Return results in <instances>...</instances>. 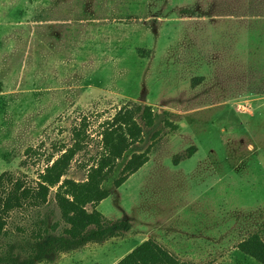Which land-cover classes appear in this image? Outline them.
I'll return each mask as SVG.
<instances>
[{
  "label": "rangeland",
  "instance_id": "374dc122",
  "mask_svg": "<svg viewBox=\"0 0 264 264\" xmlns=\"http://www.w3.org/2000/svg\"><path fill=\"white\" fill-rule=\"evenodd\" d=\"M101 2L0 0V175L35 187L82 129L87 146L66 178L84 181L120 109L151 106L158 116L152 128L140 122L142 141L118 162L98 207L131 231L34 264H117L147 239L181 263L259 264L237 244L264 239V0H112V19L93 9ZM136 153L161 172L139 170L116 188ZM196 156L199 174L189 175ZM55 193L10 215L0 264L36 257L38 244L63 234ZM220 219L230 237L212 250L205 230Z\"/></svg>",
  "mask_w": 264,
  "mask_h": 264
},
{
  "label": "trees",
  "instance_id": "16d2710c",
  "mask_svg": "<svg viewBox=\"0 0 264 264\" xmlns=\"http://www.w3.org/2000/svg\"><path fill=\"white\" fill-rule=\"evenodd\" d=\"M197 78L193 81H201ZM158 116L151 106L133 104L123 107L108 120L102 132V149L99 157L89 168L84 181L66 178L72 163L87 146L82 129L75 130L74 143L62 150L57 159L52 158L45 171L39 175L35 187L27 185L25 180L17 178L11 172L0 175V239L6 234L8 218L15 211L41 208L48 203L53 189H56L55 201L61 213L62 221L67 225L63 234L51 238L46 244H38L35 256L23 263L12 261L11 264H34L46 256L69 253L91 243H103L119 238L122 232L131 231L129 222L111 224L98 207L110 197L105 188L119 161L128 151L142 141V122L146 127L155 126ZM166 126L172 132L180 130L179 125L167 120ZM197 152L196 147L188 151L187 159ZM149 162L147 153H136L126 164L121 178L115 182L120 188L127 179L136 174ZM178 165V162H176ZM91 208V210L89 209ZM57 226L53 230H57ZM49 235L48 229H44ZM40 239L44 236L39 231ZM238 251L264 264V239L259 234H251L238 246ZM117 264H188L181 263L177 257L155 240H147L127 254Z\"/></svg>",
  "mask_w": 264,
  "mask_h": 264
},
{
  "label": "crops",
  "instance_id": "0c3cea01",
  "mask_svg": "<svg viewBox=\"0 0 264 264\" xmlns=\"http://www.w3.org/2000/svg\"><path fill=\"white\" fill-rule=\"evenodd\" d=\"M93 1H98V0H93ZM102 2L103 1H106V3L105 2H101L102 4H101V6H99L98 8L95 6V5H93V9L95 10V9H104L105 11L103 12V13H106V15H108V16H110L111 17V19H112V14H114L115 15V12H114V10L115 9H117V7L116 6H112V0H101ZM113 11V12H112ZM103 15H105V14H103ZM198 155V154H197ZM197 159V156L196 157H194V159L191 161V162H188L187 164H191L192 165V167L191 168H189L188 170H187V173L190 175V174H192L193 176L194 175H196L197 176V174H199V171H200V163H196L197 165L195 166V163H192V162H194L195 160ZM144 173L145 172H147L146 174L148 175V173H150L151 172V174L150 175H153L152 173L153 172H161L159 169H156V170H154V169H147V168H142L141 169ZM157 176H158V174H157ZM152 183H154V181H151ZM156 183L157 184H159L160 183V181L159 180H157L156 181ZM222 206V205H221ZM155 223V222H154ZM156 224H158V223H156ZM193 225H194V227H195V229L196 230H198L200 227H202V223L197 219L196 221H194L193 223H192ZM154 225V224H153ZM212 227H209V229H206L205 231H206V235H208V236H206V237H204V240H206L207 242L205 243V242H203V243H205L206 244V246L209 248V249H212V250H215V248H218L217 250H221L222 248H223V246H226V243H227V241L229 240V237H230V235L228 234V230L226 229V230H224V228L222 227V226H224L225 228H228L229 227V221L228 220H225L224 221V224H223V221H222V219H220V221L219 222H216V224H212L211 225ZM214 233V234H213ZM147 240H150V239H147ZM147 240H144V241H147ZM152 240H154V239H152ZM195 240L196 241H200L201 240V237H199L198 239L195 237ZM245 240V239H244ZM156 241V240H155ZM156 242H158L160 245H162V246H164L167 250L168 249H171V248H169L168 247V245L167 244H164V242H162L160 239L158 240L157 239V241ZM242 242V241H241ZM240 242V243H241ZM143 243V242H142ZM240 243H238L237 244V246L240 244ZM194 248H198V246H195ZM200 248V247H199Z\"/></svg>",
  "mask_w": 264,
  "mask_h": 264
}]
</instances>
